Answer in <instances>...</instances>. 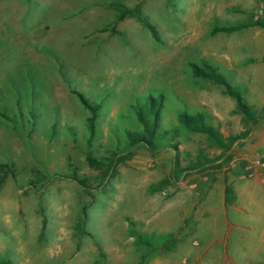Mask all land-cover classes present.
Here are the masks:
<instances>
[{
    "label": "rangeland",
    "instance_id": "obj_1",
    "mask_svg": "<svg viewBox=\"0 0 264 264\" xmlns=\"http://www.w3.org/2000/svg\"><path fill=\"white\" fill-rule=\"evenodd\" d=\"M115 4L132 14L118 20ZM261 6L264 0H0V263L23 264L19 236L35 235V212L45 215L60 193L57 202L65 196L76 207L67 215L78 216L79 231L99 251L117 245L124 214L127 227L134 217L149 227L143 251L160 252L165 264H233L224 242L228 258L243 239L260 244V227L221 234L217 191L201 194L220 182L222 169L264 155ZM215 26L243 27L210 35ZM202 62L242 91L252 120L222 87L193 76L190 64ZM73 92L99 106L91 140V114ZM150 96L163 98L153 148L130 147L127 133L142 130L135 108ZM182 112L204 115L222 138L240 140L224 150L185 130ZM253 203L262 202L237 201L249 217ZM11 225L21 233L11 237ZM50 240L45 231L40 244Z\"/></svg>",
    "mask_w": 264,
    "mask_h": 264
},
{
    "label": "crops",
    "instance_id": "obj_2",
    "mask_svg": "<svg viewBox=\"0 0 264 264\" xmlns=\"http://www.w3.org/2000/svg\"><path fill=\"white\" fill-rule=\"evenodd\" d=\"M260 151L258 148L254 149L255 153ZM244 165L245 163L238 162L232 164L231 170L222 169L221 174H219L221 177L220 182L213 186L211 190L207 188L209 190L201 195L205 198L209 197L214 190L217 191V202L220 203L219 222L221 226V229L218 230L221 234L242 228L239 224H244L253 232L256 227L261 228V246L254 242H245V239H243L244 241L241 240L240 243L233 246L236 250L233 255L234 258H228L226 254L227 243L224 242L223 238L219 239L220 243L224 242L221 249L224 250L222 254H224V258L228 263L234 264L235 260L239 261V259L244 258L246 262L255 260L254 264H264V258L261 261L259 260V263L256 260L260 253L264 255V173L257 172L253 177L247 178L245 177ZM226 188L230 190L228 202L226 201ZM60 196L61 193L52 196L57 197V199L49 200L50 203L48 202L45 209V215L44 211L38 210L35 212V217L38 219V228L35 230V235L24 233L23 237L19 236L22 238L19 244L25 252L23 264H165L159 257L160 252L153 255L143 251L142 247L144 245L150 247V244L143 240L144 235L148 237L152 234L149 227L146 226V228L141 229L140 225H137L138 219L136 217L130 220L135 226L133 228L127 227L125 214L121 218V221H123L122 230L117 232L115 242L117 245L113 244L114 246H111L110 242H107L103 250L99 251L98 249L101 246H96L97 243L91 238V234L86 230L79 231L78 216L76 214L74 216L67 215L68 211L71 212L72 208L76 207H71L72 205L68 207L67 203L64 204L66 201L65 196L61 203L57 202L60 201L58 200ZM238 200L245 202L246 206L249 202L252 204V201L255 202V200L262 203L260 205L253 203L251 217H249L246 211L238 207ZM228 209L234 211V219L229 217ZM39 212H43L42 215ZM134 215L138 216L136 213ZM201 216H206V213ZM180 219L184 221L185 217L183 216ZM120 227L121 225H118V229ZM7 228L9 229L6 232L11 237L21 233L19 228L14 225ZM45 231L51 234V240L50 243L41 245L40 240H42ZM168 232L167 227L166 233Z\"/></svg>",
    "mask_w": 264,
    "mask_h": 264
},
{
    "label": "trees",
    "instance_id": "obj_3",
    "mask_svg": "<svg viewBox=\"0 0 264 264\" xmlns=\"http://www.w3.org/2000/svg\"><path fill=\"white\" fill-rule=\"evenodd\" d=\"M170 1V0H167ZM117 11L120 12L118 20H123L126 16L131 15L132 11L124 8L120 4H115L114 6ZM139 21L143 26L151 32V34L156 37V32L154 28L140 16H137ZM262 27L264 25L261 24ZM243 26H229V27H220L215 26L210 31V35H215L216 33H231L241 29ZM193 76L196 78L204 79L213 84H216L223 88V91L226 95L235 100L238 111L247 116L249 120H252L254 117V112H252L250 106H248L244 101V96L242 91L239 88L231 86L227 79L218 72L211 64L202 62L199 65L190 64ZM79 100V102L90 112L91 116L88 119V131L90 132V140L94 134V121L97 118L98 105L91 104L84 96L78 92H73ZM162 96L152 97L150 96L146 99L142 105L136 106L135 115L137 122L141 126L142 130L140 133H127L126 140L130 147H135L139 145H144L148 148H153L154 142L156 140V131L158 128V117L160 114V108L162 105ZM179 124L187 131L191 133H199L207 136L211 141L215 142L220 148L228 150L236 141L240 140L238 136H229L224 139L205 119L204 115L201 114H188L182 112L178 115ZM87 161L92 163L91 158H87ZM73 176V180L76 179ZM230 190L226 188V201L228 202V194Z\"/></svg>",
    "mask_w": 264,
    "mask_h": 264
},
{
    "label": "built area",
    "instance_id": "obj_4",
    "mask_svg": "<svg viewBox=\"0 0 264 264\" xmlns=\"http://www.w3.org/2000/svg\"><path fill=\"white\" fill-rule=\"evenodd\" d=\"M259 18L264 19V6H261L260 10L257 12L255 20ZM244 170L246 172L245 177L247 178L253 177L257 172L264 173V155H258L250 161H247L244 165Z\"/></svg>",
    "mask_w": 264,
    "mask_h": 264
}]
</instances>
